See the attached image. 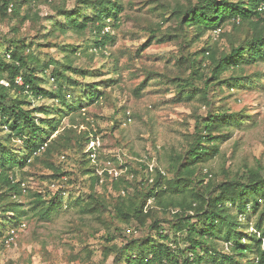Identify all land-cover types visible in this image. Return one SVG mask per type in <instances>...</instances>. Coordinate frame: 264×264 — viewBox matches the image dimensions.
<instances>
[{"label": "rangeland", "instance_id": "374dc122", "mask_svg": "<svg viewBox=\"0 0 264 264\" xmlns=\"http://www.w3.org/2000/svg\"><path fill=\"white\" fill-rule=\"evenodd\" d=\"M188 1L118 0L122 9L117 26L109 21L104 27V32L113 36L112 41L103 51L77 48L74 54L68 49L75 45L83 48L85 43L90 46L93 36L88 30L76 34L67 28H54L52 20L58 19L66 27L59 8L90 16L93 6L80 8L78 0H36L31 5H20L19 14L12 16L19 0L11 1L4 15L0 13V50L11 49V40L18 39V44L25 47V52H31L40 65L51 58L56 65L70 62L93 74H70L80 81L79 93L74 87H65V97L70 102L79 98L81 107L64 112L52 134L68 128L74 130V136L87 133L81 151L73 143L51 160L68 175L53 180L52 170L43 164L25 166L22 178L16 173L22 181L17 200L25 212L19 217L20 224H12L8 217L13 214L0 207V264H115L121 257L113 244L118 247L131 239L141 242L147 236L158 239L159 234L149 226L152 218H146L142 226H137L135 220L120 223L113 215L114 202L119 195L132 197L135 189L148 188L157 171L172 178L173 166L194 140L198 121L206 119L208 113H236L241 121L222 128L226 137L218 143V153L202 163V171L210 172L205 181L211 178L218 183L244 167L264 166V62L243 66L242 74L250 78V84L210 87L209 104L178 94L176 84L181 79L188 81L191 72L183 57L207 46L218 52L228 50L230 35L239 41L247 33L240 27L232 30L230 22L203 33L195 27L181 33L170 12L176 2L186 6ZM185 34L192 40L189 47H184L182 41ZM210 63L208 58L202 61L195 86H202L210 75ZM53 66L50 65L42 85L55 89L49 76ZM229 74L230 71L223 76ZM90 82L104 87V95L93 103H88L83 88ZM32 100L34 106L53 102L49 97ZM83 166L93 171L85 174ZM93 175L98 177L94 186ZM61 187L62 205L49 218H42L31 209L32 192L49 197ZM92 192L103 200V205L90 212L85 209ZM154 216L163 219L171 215L156 210ZM255 218L253 215L242 230L244 234L256 232ZM162 226V234L170 238L169 225Z\"/></svg>", "mask_w": 264, "mask_h": 264}, {"label": "trees", "instance_id": "16d2710c", "mask_svg": "<svg viewBox=\"0 0 264 264\" xmlns=\"http://www.w3.org/2000/svg\"><path fill=\"white\" fill-rule=\"evenodd\" d=\"M1 1L0 13L3 15L11 1L19 2ZM33 1L36 0H21L11 15L17 16L20 5H31ZM78 3L80 8L93 6L92 14L84 16L78 11L59 8L66 27L61 26L58 19L52 20V26L67 28L76 34L85 30L91 33L93 41L90 46L87 43L83 48L75 45L68 49L72 54L77 48L81 51L89 47L93 52L103 51L113 39L109 32H104V27L109 21L117 26L121 4L118 0H78ZM170 13L178 21L181 33L188 32L190 27L203 33L220 28L226 22L231 23L232 30L240 27L247 31L239 41L230 35L228 50L218 52L207 46L183 57L187 58L191 72L188 81L181 79L176 84L182 98L197 97L209 104L210 87H220L225 83L228 88H233L234 85L252 82L242 72L247 64L264 62V0H189L186 6L176 2ZM11 41V49L0 50V81L7 83H0V207H3V212L13 214V217H8L9 223L20 224L19 217L25 210L17 200L21 195L22 181L17 179L16 173L22 178L25 166L43 164L52 170L50 177L53 180L68 175L55 167L51 160L55 153L70 149L73 143L80 149L88 139L87 133L74 136V130L68 128L54 136L52 134L64 112L81 107L79 98L70 102L65 97V87H74L79 93L80 81L70 74L81 77L93 74L72 66L70 62L56 65L57 62L51 58L40 65L31 52H25V47L18 44V39ZM182 41L184 47H189L192 42L187 34ZM205 58L211 62L210 75L203 80L202 86H195L194 80L198 78V70L202 69ZM52 64L55 66L50 69L49 76L56 84L55 89L42 85ZM229 71V76L224 77L223 73ZM17 76L22 78V84L15 82ZM83 88L87 91L88 103L96 102L104 95V87L95 82L87 83ZM46 97L53 102L33 105L32 99ZM240 121L236 113H208L206 119L198 121L194 140L184 155L178 156L180 159L173 166L172 178H165L157 171L148 188L135 189L132 197L118 196L114 202V217L120 223L129 224L135 220L137 226L144 225L146 218H152L149 226L156 230L159 238L147 236L141 242L131 239L118 247L113 244L121 257L115 264H264V166L244 167L235 176L227 175L218 183L211 178L205 181L210 172L202 171V163L218 153V143L226 137L222 128ZM82 169L85 174L93 171L87 166ZM97 179L93 175V186ZM63 191L61 187L49 197L32 192L31 209H35L42 218H49L62 205ZM89 198L86 211L92 212L98 209L97 205H103V200L93 192ZM150 198L151 204L148 205ZM156 210L170 214L171 218L158 219L154 216ZM253 215L256 216L253 226L258 236L256 232L244 234L242 231L248 227ZM162 224L169 225L170 238L162 234Z\"/></svg>", "mask_w": 264, "mask_h": 264}, {"label": "built area", "instance_id": "2783aa9c", "mask_svg": "<svg viewBox=\"0 0 264 264\" xmlns=\"http://www.w3.org/2000/svg\"><path fill=\"white\" fill-rule=\"evenodd\" d=\"M15 82H16L17 84H22V78H21L20 76H17L16 79H15ZM0 83H3L4 85H7V83L4 82V81H0ZM128 120H129V119H128ZM12 233H13V230H12ZM11 236H12V235H11ZM11 236H10V238H11Z\"/></svg>", "mask_w": 264, "mask_h": 264}]
</instances>
